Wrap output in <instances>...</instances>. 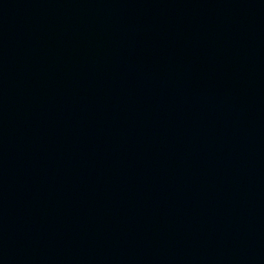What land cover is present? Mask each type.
<instances>
[{
	"label": "water",
	"instance_id": "95a60500",
	"mask_svg": "<svg viewBox=\"0 0 264 264\" xmlns=\"http://www.w3.org/2000/svg\"><path fill=\"white\" fill-rule=\"evenodd\" d=\"M0 264H264V0H0Z\"/></svg>",
	"mask_w": 264,
	"mask_h": 264
}]
</instances>
